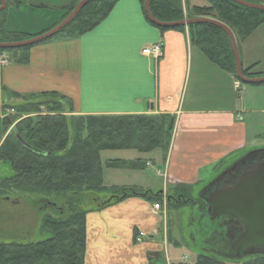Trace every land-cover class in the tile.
I'll return each instance as SVG.
<instances>
[{
  "label": "crops",
  "instance_id": "0c3cea01",
  "mask_svg": "<svg viewBox=\"0 0 264 264\" xmlns=\"http://www.w3.org/2000/svg\"><path fill=\"white\" fill-rule=\"evenodd\" d=\"M74 1L21 0L17 7H9L8 26L10 14L46 22L34 32L7 28L39 33L57 25L66 6ZM144 12L139 0H117L100 23L79 37L34 44L26 63L5 53L6 62L0 66L1 85L21 94L57 92L72 100L76 115L167 113L175 117L165 158L160 149L125 156L114 153L122 150L101 151L100 156L110 152L102 161L139 159L153 173L161 165L164 177L160 184L153 185L144 168L104 165L102 178L106 186L161 192L162 209H155V202L143 196H130L88 212L84 264H166L161 260L167 242V186L197 185L203 176H213L222 159L264 149V83L239 80L237 91V79L192 46L187 31H162ZM159 41L163 51L158 59L142 53ZM236 43L242 69L254 64L251 71L259 74L252 77L263 76L264 22ZM140 231L143 236H138ZM174 249L172 256H165L170 264Z\"/></svg>",
  "mask_w": 264,
  "mask_h": 264
},
{
  "label": "trees",
  "instance_id": "16d2710c",
  "mask_svg": "<svg viewBox=\"0 0 264 264\" xmlns=\"http://www.w3.org/2000/svg\"><path fill=\"white\" fill-rule=\"evenodd\" d=\"M116 1H88L62 30L47 40L79 37L100 23ZM139 1L144 6V0ZM206 1L203 5H190L186 0H149V9L157 20L164 22L195 17L222 22L231 29L237 41L247 38L264 22V10L246 7L233 0ZM245 1L263 3L260 0ZM20 2L6 0L5 9L0 10V42L27 39L54 26L36 34L8 29V9L17 7ZM77 2L66 6L57 23L72 11ZM157 27L162 31H187L192 46L211 63L238 79L230 38L219 26L194 22L186 26ZM31 46L0 49V58L6 53L11 54L16 62L26 63ZM253 66L243 68V75H258L251 71ZM11 98L21 101L12 104L9 103ZM170 121L172 127L168 128ZM174 121L175 117L167 113L76 115L72 100L62 94L54 91L21 94L0 83V198L14 201L29 199L34 209L42 212L41 228L51 233L50 237L35 242H0V264H84L85 216L88 212L130 196H143L162 204L161 192L103 183L104 165L142 169L146 161H102L100 153L126 149L148 153L160 149L165 158ZM263 151L235 153L216 166L244 159L250 154L260 155ZM7 170L9 173L5 172ZM191 188V185H168L166 211L199 203V217L203 219L207 203L202 198V190L194 201ZM209 249L206 254L197 253L193 262L179 261L175 264H231L220 259L214 248ZM241 264H264V256H251Z\"/></svg>",
  "mask_w": 264,
  "mask_h": 264
},
{
  "label": "rangeland",
  "instance_id": "374dc122",
  "mask_svg": "<svg viewBox=\"0 0 264 264\" xmlns=\"http://www.w3.org/2000/svg\"><path fill=\"white\" fill-rule=\"evenodd\" d=\"M5 9V8H4ZM8 16V15H7ZM46 21H35L28 19L27 17L18 18L10 14L8 19L9 26L8 28H17L19 30H25L27 32H34L36 30H40L43 28L40 23H45ZM21 100L17 98L9 99V103L17 104ZM123 152H114V153H123L124 156L132 155L131 153H137V150L127 149L122 150ZM134 151V152H131ZM109 151H105L101 154L102 160L105 159L106 156L109 155ZM113 153V152H112ZM141 154L140 152L137 153ZM146 156H151L150 154ZM228 164V163H227ZM226 164V165H227ZM225 166V165H223ZM222 165L215 169L213 176L210 179L203 176V179L197 184L192 186L191 188V196L194 201L199 198L200 191L212 180V177L220 171L223 167ZM159 171L155 173L152 172L151 168H144V172L150 175V180L154 184H160L162 178L164 177V171L161 165L157 168ZM163 171V172H162ZM9 173L8 170L5 171ZM153 173V174H152ZM107 179H105V183ZM207 190V189H206ZM205 190V192H206ZM214 190V189H213ZM211 190V191H213ZM199 203L195 204H187L177 209H172L169 211H165L166 225H167V242L164 243V252L162 257V262L166 261V264H170V260L165 258L166 254L172 256L173 247H175V257L172 259L173 262L171 264H175V258H181V262L189 263L193 262L196 259L197 252L202 248L208 249V245L210 242H214V246L212 248H217L218 244L215 245L216 240L210 239L209 242H206L204 238H207L209 235L208 231H204V224L214 222L211 216H208V210L204 212L203 219L199 217ZM33 207L29 199L22 200H6L0 198V242H35L39 240L46 239L51 236V233L43 230L41 228V220L40 215L41 211L37 212ZM52 210L51 208H48ZM49 210H45L47 212ZM44 212V211H43ZM208 216V217H207ZM164 218V219H165ZM215 223H212V225ZM214 234V233H212ZM211 234V235H212ZM210 235V236H211ZM203 236V238H202ZM213 236V235H212ZM216 237V236H215ZM176 246H175V245ZM220 248V247H219ZM204 250V249H203ZM216 250L218 257H222L224 255H220L218 249ZM213 250V251H214ZM251 257V256H250ZM222 259V258H221ZM226 262L231 264H241L244 260L249 259V257L242 258H224ZM165 263V262H164Z\"/></svg>",
  "mask_w": 264,
  "mask_h": 264
},
{
  "label": "water",
  "instance_id": "95a60500",
  "mask_svg": "<svg viewBox=\"0 0 264 264\" xmlns=\"http://www.w3.org/2000/svg\"><path fill=\"white\" fill-rule=\"evenodd\" d=\"M88 1L90 0H79L63 20L46 32L19 41L0 42V49L30 46L51 38L62 30ZM233 1L246 7L264 10V4L245 0ZM0 2V10H3L6 7V0H0ZM143 7L147 18L156 26L171 28L178 25L186 26L194 22H209L219 26L230 38L238 79L246 84L264 83V75L260 77H246L243 75L236 39L227 25L204 17L173 22L159 21L149 9V0H144ZM171 127L172 121L168 125V128ZM205 202L207 203V210L212 211V215L232 212L242 220L244 226L238 236L240 244L249 246L264 245V158L257 160L253 166L241 171L229 184L216 187L205 198Z\"/></svg>",
  "mask_w": 264,
  "mask_h": 264
},
{
  "label": "flooded vegetation",
  "instance_id": "af4514ba",
  "mask_svg": "<svg viewBox=\"0 0 264 264\" xmlns=\"http://www.w3.org/2000/svg\"><path fill=\"white\" fill-rule=\"evenodd\" d=\"M263 157L264 151L260 155L250 154L244 159L232 161L231 163L223 166L220 171H218V173L212 177V180L202 189V198L204 201L211 190L215 189L216 187L229 184L231 181H233V179L236 178V176H238L241 171L253 166L257 160L262 159ZM211 212L212 211H208V214L211 216L214 222H208L203 225L204 231L209 230V235H207L208 237L204 239L206 242H209L211 238L216 240L215 245L218 244V247L214 249H218L220 255H224L219 257L220 259H223V257L237 259L242 257L247 258L254 255L264 256V245L249 246L246 244H240L238 242V236L244 226L242 220L238 216L232 212H225L218 215H212ZM212 223H215V225H212ZM211 245L214 246V242L209 243L208 249L212 247ZM203 249L201 248L197 253L206 254L207 249Z\"/></svg>",
  "mask_w": 264,
  "mask_h": 264
},
{
  "label": "built area",
  "instance_id": "2783aa9c",
  "mask_svg": "<svg viewBox=\"0 0 264 264\" xmlns=\"http://www.w3.org/2000/svg\"><path fill=\"white\" fill-rule=\"evenodd\" d=\"M162 51H163V43L161 41L153 43L152 45L147 46L142 49V53L146 55H151L155 59H158L161 56ZM0 62L5 63L6 61L4 58H2ZM234 85L236 88H238L240 84L238 81H235ZM153 206L155 209L161 208L159 203H155ZM143 235H144V232H141V231L138 232V236H143Z\"/></svg>",
  "mask_w": 264,
  "mask_h": 264
}]
</instances>
